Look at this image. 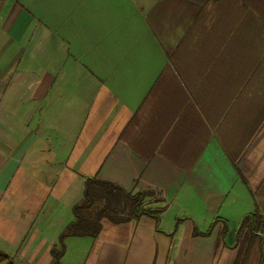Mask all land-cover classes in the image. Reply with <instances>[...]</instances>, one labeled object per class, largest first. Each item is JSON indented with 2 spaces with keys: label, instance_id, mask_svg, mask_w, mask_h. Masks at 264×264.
Masks as SVG:
<instances>
[{
  "label": "crops",
  "instance_id": "crops-1",
  "mask_svg": "<svg viewBox=\"0 0 264 264\" xmlns=\"http://www.w3.org/2000/svg\"><path fill=\"white\" fill-rule=\"evenodd\" d=\"M89 178L163 210L60 264H264V0H0V251L50 264Z\"/></svg>",
  "mask_w": 264,
  "mask_h": 264
},
{
  "label": "trees",
  "instance_id": "trees-1",
  "mask_svg": "<svg viewBox=\"0 0 264 264\" xmlns=\"http://www.w3.org/2000/svg\"><path fill=\"white\" fill-rule=\"evenodd\" d=\"M151 191L126 192L113 183L89 178L85 181L80 200L72 207L73 220L70 221L59 234L58 242L50 249V264H60L64 253V238L68 236H88L94 238L101 229V220L119 223L142 215L157 218L163 207L151 208L146 206V196ZM102 199L103 204L95 212L89 213L95 199ZM261 223V216L257 211L246 215L241 225L246 224L250 230H255ZM0 264H17L5 252L0 251Z\"/></svg>",
  "mask_w": 264,
  "mask_h": 264
},
{
  "label": "rangeland",
  "instance_id": "rangeland-1",
  "mask_svg": "<svg viewBox=\"0 0 264 264\" xmlns=\"http://www.w3.org/2000/svg\"><path fill=\"white\" fill-rule=\"evenodd\" d=\"M156 199V195L154 194V193H150L149 192V194L146 196V198H145V200H146V206H149L150 204V202L152 201V200H155ZM102 204H103V200L100 198V199H95L94 200V203H93V205H92V207L90 208V210H89V213H93V212H95L98 208H100L101 206H102ZM107 219V218H106ZM102 220H104V218L102 219ZM102 220H101V222H102ZM63 231V230H62ZM72 239H75L74 241H76V244H79V245H86V244H88V243H90V241H91V239L90 238H88V237H84V238H79V237H71L69 240H68V242L70 243L71 241H72ZM75 253V250L71 253V252H69L68 253V255H67V257H66V261H68V260H71V259H74L75 258V255L74 256H72L73 254ZM78 254V253H77ZM72 257V258H71ZM13 259V258H12ZM14 260V259H13ZM14 262H16L17 264H23V263H18L17 262V260H14Z\"/></svg>",
  "mask_w": 264,
  "mask_h": 264
}]
</instances>
